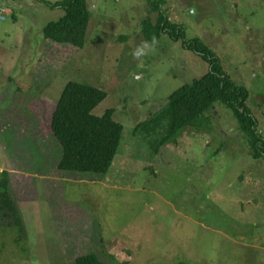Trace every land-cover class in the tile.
Listing matches in <instances>:
<instances>
[{"label": "rangeland", "instance_id": "374dc122", "mask_svg": "<svg viewBox=\"0 0 264 264\" xmlns=\"http://www.w3.org/2000/svg\"><path fill=\"white\" fill-rule=\"evenodd\" d=\"M41 1L61 0H0V173L14 183L56 178L59 207L68 208L54 220L46 202L19 203L9 192L24 228L0 216V264H74L88 253L115 264L104 249L119 264H264V160L249 155L230 111L215 104L210 132L188 128L158 151L152 143L166 120L155 132L140 126L206 74L207 62L168 35L133 55L145 42L141 21L156 18L146 0H90L80 49L43 37L64 12ZM162 11L248 91L264 136V0H164ZM70 82L104 91L93 115L114 110L124 126L104 176L57 170L62 148L51 121Z\"/></svg>", "mask_w": 264, "mask_h": 264}, {"label": "trees", "instance_id": "16d2710c", "mask_svg": "<svg viewBox=\"0 0 264 264\" xmlns=\"http://www.w3.org/2000/svg\"><path fill=\"white\" fill-rule=\"evenodd\" d=\"M25 1V0H1ZM90 0H61L56 3L41 1L52 10L64 12L57 21L48 22L42 27V35L60 45L83 48L91 20L88 8ZM149 12L156 18H144L140 32L147 46L155 45L163 35L173 41L182 40V46L199 55L207 62L208 71L200 79L194 80L175 90L167 99V104L156 117L144 122L141 127L155 132L162 125V135L153 141L155 151L162 146L178 143L182 133L192 128L197 132H210L213 126V106L219 104L229 110L238 122L240 131L248 144L249 155L254 161L264 160V136L259 131V121L247 106L248 91L233 83L223 72L218 57L200 38L186 39L183 27L171 23L162 11L164 0H146ZM153 38L155 43H153ZM126 36L122 37L125 40ZM107 98V94L83 83H68L52 116L51 130L62 148L57 170L71 173H91L106 175L118 152L124 126L114 120V110H108L103 116L93 115V111ZM0 216L11 219L20 230L24 228L22 220L12 200L8 187V174L0 173ZM115 264V256L104 249ZM74 264H102L95 253L80 256ZM126 264V263H121ZM172 264H191L176 262Z\"/></svg>", "mask_w": 264, "mask_h": 264}, {"label": "crops", "instance_id": "0c3cea01", "mask_svg": "<svg viewBox=\"0 0 264 264\" xmlns=\"http://www.w3.org/2000/svg\"><path fill=\"white\" fill-rule=\"evenodd\" d=\"M0 18H2L0 16ZM6 18H4L5 20ZM9 178V183L8 187L10 190V194L12 191H14L15 197L14 199L19 202L23 203V201L27 200L29 197L31 198V202H36L39 203L40 201L46 202L49 206V214L52 215V218L55 220L56 217H63V208L67 209L68 207H59L60 206V201H59V193L58 189L60 188L58 183L56 182V178H46V179H38V180H33V179H26L21 180L20 182H10V177L8 174ZM34 182V183H33ZM25 203V202H24ZM71 212H73L71 210ZM61 215V216H60ZM81 218H84L81 216ZM63 221L61 218L59 219V222ZM26 221V220H25ZM30 221V220H28ZM79 236V235H78ZM81 238L77 237L76 240H80ZM84 243V241H81ZM67 249L69 251H72L76 249V245L74 242H71V244H65ZM90 246V245H89ZM85 249H88L85 246ZM90 250L89 252H91ZM108 252V251H107ZM109 255H111V252H108Z\"/></svg>", "mask_w": 264, "mask_h": 264}, {"label": "clouds", "instance_id": "9594fccd", "mask_svg": "<svg viewBox=\"0 0 264 264\" xmlns=\"http://www.w3.org/2000/svg\"><path fill=\"white\" fill-rule=\"evenodd\" d=\"M192 13L195 14V9L193 8ZM153 43H155V40L153 38ZM147 47V42H142L141 45H138L137 48L133 51V55L135 57H139L141 55H147L146 52H144V48Z\"/></svg>", "mask_w": 264, "mask_h": 264}, {"label": "built area", "instance_id": "2783aa9c", "mask_svg": "<svg viewBox=\"0 0 264 264\" xmlns=\"http://www.w3.org/2000/svg\"><path fill=\"white\" fill-rule=\"evenodd\" d=\"M5 13H6V9L3 8V9L1 10V15L5 14ZM4 18H5V17H2L1 19L4 20Z\"/></svg>", "mask_w": 264, "mask_h": 264}]
</instances>
